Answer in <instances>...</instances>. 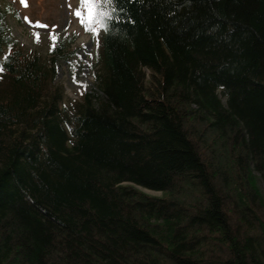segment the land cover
<instances>
[{
    "label": "trees",
    "instance_id": "1",
    "mask_svg": "<svg viewBox=\"0 0 264 264\" xmlns=\"http://www.w3.org/2000/svg\"><path fill=\"white\" fill-rule=\"evenodd\" d=\"M113 7L68 102L0 8V264H264V0Z\"/></svg>",
    "mask_w": 264,
    "mask_h": 264
},
{
    "label": "rangeland",
    "instance_id": "2",
    "mask_svg": "<svg viewBox=\"0 0 264 264\" xmlns=\"http://www.w3.org/2000/svg\"><path fill=\"white\" fill-rule=\"evenodd\" d=\"M0 8L6 11L5 26L17 47L53 66V82L62 86L65 102L80 100L93 87L99 31L96 24L89 25L86 19L82 23L81 17L75 15L80 11L83 17L87 16L81 0H0ZM59 41L63 43L61 52L51 54ZM64 51L68 53L63 54ZM257 185L264 197L259 179Z\"/></svg>",
    "mask_w": 264,
    "mask_h": 264
},
{
    "label": "snow or ice",
    "instance_id": "3",
    "mask_svg": "<svg viewBox=\"0 0 264 264\" xmlns=\"http://www.w3.org/2000/svg\"><path fill=\"white\" fill-rule=\"evenodd\" d=\"M82 5L87 9V16L83 17L80 11L75 13L76 16L81 17V22L84 23L85 19L89 25L99 23L101 27L107 28L108 21L115 11L113 5L116 0H81ZM99 6L100 10H97ZM94 32V29H92ZM56 37H53L55 43Z\"/></svg>",
    "mask_w": 264,
    "mask_h": 264
}]
</instances>
